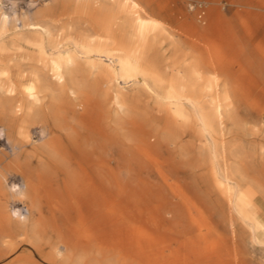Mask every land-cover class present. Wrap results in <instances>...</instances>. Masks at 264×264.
Masks as SVG:
<instances>
[{
	"label": "rangeland",
	"instance_id": "obj_1",
	"mask_svg": "<svg viewBox=\"0 0 264 264\" xmlns=\"http://www.w3.org/2000/svg\"><path fill=\"white\" fill-rule=\"evenodd\" d=\"M74 1L38 0V6L31 8L49 9V18H37L48 26L49 21L62 18L63 7ZM130 1L147 10L145 17L158 24L140 61L171 74L183 61L199 63V98L194 105L181 100L191 113L185 125H176L153 99L144 96L121 113L117 131L105 105L101 115L88 116L85 128L73 124V153L78 158L84 155L83 165L72 166L68 213L55 217L47 213L48 234L54 227L69 226L78 235L95 234L109 251L118 232L117 215H135L139 220L135 226L140 228L150 215L154 264H264V232L257 233L262 242H255L251 228L221 192L238 184L264 221V0ZM5 5L10 13L28 7L22 1ZM20 20V13L14 16L3 40L19 33L30 35ZM127 90L133 93L132 86ZM97 124L104 133L100 141L89 129ZM40 136L36 130L34 140ZM115 166L118 185L110 172ZM12 225L14 221L7 217L0 222V248L5 240L17 243L14 251L0 257V264H51L34 243L49 251L54 237L38 240L31 230L23 233ZM95 244L92 241L79 252ZM113 255L110 264H118V256Z\"/></svg>",
	"mask_w": 264,
	"mask_h": 264
},
{
	"label": "bare ground",
	"instance_id": "obj_2",
	"mask_svg": "<svg viewBox=\"0 0 264 264\" xmlns=\"http://www.w3.org/2000/svg\"><path fill=\"white\" fill-rule=\"evenodd\" d=\"M6 1L13 6L22 1L28 6L19 8V24L30 31V35L19 33L15 38L3 40L14 16L19 14L15 9L10 13ZM74 2L63 7L62 18L49 21L47 26L37 18H49V9L32 10L33 6H38V0H0V130H3L0 222L7 217L14 221L12 227L20 228L23 233L31 230L38 240L43 236L54 237L50 241L53 249L49 251L44 245L34 243L38 253L51 264L61 261L110 264L114 253L118 264H154L156 251L150 215L142 220L144 227L141 228L135 226L139 222L135 215H117L118 232L112 243L114 248L109 250L110 256L93 233L83 236L69 226H57L48 234L45 218L47 213L52 217L68 213L66 196L72 189V166L76 163L82 168L83 165L84 155L78 158L73 153L70 135L75 128L73 124L85 128L88 116L95 112L100 114L105 105L117 131L121 113L129 109L131 101L143 96L153 99L176 125L188 124L191 113L181 100L194 105L199 98L197 84L202 78L199 63L183 61L176 67V74L148 68L140 60L149 35L158 24L145 17L147 10L130 0ZM74 24L77 28L71 26ZM172 43L177 46L175 40ZM183 72L188 75L179 74ZM128 86L133 87V93L127 90ZM202 126L212 135L205 123ZM89 129L96 140H102L104 133L98 124ZM36 130H40L41 136L35 141ZM113 156L117 163L118 152ZM110 172L114 184L118 185L117 166ZM12 184L25 186L22 198L9 190ZM221 192L251 228L254 241L261 243L257 233L264 232V221L256 214V205L249 194L238 189V184ZM12 209L27 214L28 222L22 224L14 219ZM92 241L96 242L94 247L79 252ZM16 248L15 241L5 240L0 257ZM56 248L64 251L63 260L56 259Z\"/></svg>",
	"mask_w": 264,
	"mask_h": 264
},
{
	"label": "clouds",
	"instance_id": "obj_3",
	"mask_svg": "<svg viewBox=\"0 0 264 264\" xmlns=\"http://www.w3.org/2000/svg\"><path fill=\"white\" fill-rule=\"evenodd\" d=\"M3 136V130H0V137ZM24 188L25 186L22 188L20 185L17 184H12L9 187V190L13 193V194H17L19 195L21 198L24 195ZM22 201V199L20 200ZM12 217L14 219H18L22 224H26L27 221V214H22V211L20 209H12ZM55 255H56V259L57 260H63L64 259V251L61 250L60 248H56L54 249Z\"/></svg>",
	"mask_w": 264,
	"mask_h": 264
}]
</instances>
